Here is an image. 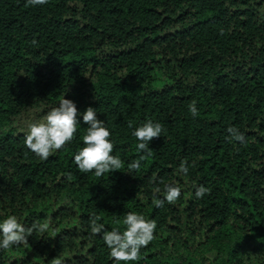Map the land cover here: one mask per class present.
<instances>
[{"label": "trees", "instance_id": "obj_1", "mask_svg": "<svg viewBox=\"0 0 264 264\" xmlns=\"http://www.w3.org/2000/svg\"><path fill=\"white\" fill-rule=\"evenodd\" d=\"M64 94L80 112L96 108L124 167L101 177L75 167L82 116L46 160L26 148L14 123ZM147 118L164 131L129 174L128 123ZM229 125L245 144L226 138ZM172 181L181 197L155 207L156 188ZM200 184L210 191L196 198ZM128 210L157 221L133 264H264V0H0V216L52 223L0 250V264H112L90 214L122 230Z\"/></svg>", "mask_w": 264, "mask_h": 264}, {"label": "clouds", "instance_id": "obj_2", "mask_svg": "<svg viewBox=\"0 0 264 264\" xmlns=\"http://www.w3.org/2000/svg\"><path fill=\"white\" fill-rule=\"evenodd\" d=\"M30 5H44L48 0H27ZM192 116L199 115L197 102L193 100L188 106ZM86 123L78 150L73 153L72 160L75 167L82 173L94 172L96 177L105 173H111L125 166V161L119 155L114 154L115 141L112 138V130L106 125L104 119L98 118L96 108L86 107L80 112L75 101L64 96L59 102L51 106L42 119L35 116L24 119V145L39 159L46 160L57 150L73 141L81 125L79 117ZM130 135L135 138L137 157L127 163L129 174L133 170L141 168V163L147 156L152 155L149 147L150 141L155 137H161L164 125L159 120L147 118L133 127L128 123ZM232 142L245 144V133L234 125L227 129ZM191 164L194 166L195 161ZM190 171V162L181 160L178 172L187 176ZM155 207H162L166 203H174L182 195V189L178 182L165 183L163 189L156 188ZM210 189L203 184L195 187L194 195L202 198ZM123 229L120 227L108 228L102 218L90 214L89 229L93 236H99L107 248L108 255L112 258V264H133L141 259V250L149 245L155 238L157 221L146 217L143 212L128 210L122 218ZM52 227L51 218L41 221L33 220L30 225L21 222L14 212L0 216V250L12 249L21 244H28V237L33 232L46 233ZM211 260L214 253L206 254ZM51 264H66L61 256H54Z\"/></svg>", "mask_w": 264, "mask_h": 264}, {"label": "rangeland", "instance_id": "obj_3", "mask_svg": "<svg viewBox=\"0 0 264 264\" xmlns=\"http://www.w3.org/2000/svg\"><path fill=\"white\" fill-rule=\"evenodd\" d=\"M39 113H29V114H27L26 116H22L20 119H18L15 123H14V126H15V128H16V130H17V132H24V128H23V124H24V119L25 118H31V117H33V116H35L36 118H38V119H42L43 118V116H39L38 115Z\"/></svg>", "mask_w": 264, "mask_h": 264}]
</instances>
